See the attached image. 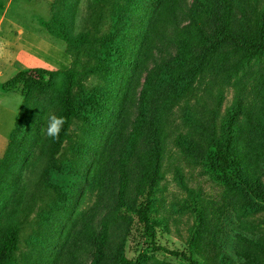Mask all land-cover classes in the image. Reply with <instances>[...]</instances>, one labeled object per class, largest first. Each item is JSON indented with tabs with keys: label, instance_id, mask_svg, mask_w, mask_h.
<instances>
[{
	"label": "trees",
	"instance_id": "16d2710c",
	"mask_svg": "<svg viewBox=\"0 0 264 264\" xmlns=\"http://www.w3.org/2000/svg\"><path fill=\"white\" fill-rule=\"evenodd\" d=\"M78 23V32L55 15L44 24L72 58L68 69L28 68L1 86H20L29 106L14 130L27 136L40 123L18 177L0 193V264H171L124 255L123 208L152 252L189 264H264V237L237 234L233 256L226 252L219 209L187 185L180 165L207 166L243 229L253 228L248 219L264 208V0H87ZM93 78L103 85L89 86ZM48 88L55 105L37 116L33 103ZM50 113L67 119L58 140L45 135ZM170 166L195 204L184 252L156 238L166 220L151 196Z\"/></svg>",
	"mask_w": 264,
	"mask_h": 264
},
{
	"label": "rangeland",
	"instance_id": "374dc122",
	"mask_svg": "<svg viewBox=\"0 0 264 264\" xmlns=\"http://www.w3.org/2000/svg\"><path fill=\"white\" fill-rule=\"evenodd\" d=\"M87 0H0V158L4 156L8 147V139L14 134V142L9 160L0 176V193L18 177L23 162L31 150L36 137L35 130L39 121L31 126V130L19 132L15 129L17 120L23 119L26 106L21 87L13 92H4L2 84L27 68H42L53 71H64L71 66L72 58L66 53L62 41L48 34L44 24L49 22L52 15L59 21L65 22V26L73 22L76 25L75 32L80 30V17L84 13ZM192 0H185L188 7ZM107 22L110 18L107 15ZM79 26V27H78ZM69 27V26H68ZM66 28L68 31L70 28ZM111 29V21L100 32L107 33ZM144 74L138 80L135 94L138 95L142 86ZM60 76L55 77L58 83ZM87 84L103 85L98 78L88 80ZM230 95L228 99H230ZM57 95L53 89L48 88L33 103V111L37 116L50 111L56 102ZM22 111V112H21ZM34 133V135H33ZM80 136L82 132L79 130ZM8 142V143H7ZM7 145V146H6ZM174 151L172 152V154ZM182 172L187 179L188 186H196L203 192L210 203L216 204L219 209L217 217L221 230L220 242L223 248L233 256V248L236 244L237 234L252 237H264V208L257 211L248 220L252 221L253 228L244 230L239 213L234 209L236 203H228L221 180L215 177L203 163H181ZM167 171L162 182V189L155 191L151 196L154 207H158V216L166 220L164 225L155 228L157 243L169 251H185V239L188 227L194 222L195 204L187 196V193L176 181L172 166ZM133 193V192H131ZM134 197V193L131 194ZM155 198V200H153ZM145 200L139 199V201ZM114 202V201H113ZM104 212V211H103ZM119 213L128 217L126 227L120 231L118 242H122L124 255L131 260L137 258L142 252H147L148 257L171 264H189L180 257L167 252H152L148 249L149 242L143 235L142 227L137 223L135 213L126 208ZM152 217L155 214L151 215ZM123 236V237H122ZM122 237V238H121ZM114 239V238H113Z\"/></svg>",
	"mask_w": 264,
	"mask_h": 264
},
{
	"label": "clouds",
	"instance_id": "9594fccd",
	"mask_svg": "<svg viewBox=\"0 0 264 264\" xmlns=\"http://www.w3.org/2000/svg\"><path fill=\"white\" fill-rule=\"evenodd\" d=\"M66 123V117L59 116L55 113H50L48 115V122L47 127L45 129V135L52 140H58L60 137V133Z\"/></svg>",
	"mask_w": 264,
	"mask_h": 264
},
{
	"label": "crops",
	"instance_id": "0c3cea01",
	"mask_svg": "<svg viewBox=\"0 0 264 264\" xmlns=\"http://www.w3.org/2000/svg\"><path fill=\"white\" fill-rule=\"evenodd\" d=\"M28 69V68H27ZM5 92V91H4ZM8 141H9V139H8ZM8 143V142H7ZM7 146V145H6Z\"/></svg>",
	"mask_w": 264,
	"mask_h": 264
}]
</instances>
